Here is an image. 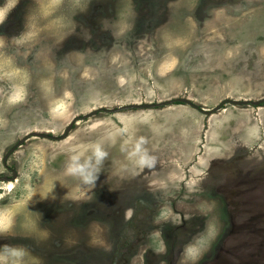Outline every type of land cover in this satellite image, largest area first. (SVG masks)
<instances>
[{
	"label": "rangeland",
	"instance_id": "obj_1",
	"mask_svg": "<svg viewBox=\"0 0 264 264\" xmlns=\"http://www.w3.org/2000/svg\"><path fill=\"white\" fill-rule=\"evenodd\" d=\"M15 171L0 264H264V0H0Z\"/></svg>",
	"mask_w": 264,
	"mask_h": 264
},
{
	"label": "water",
	"instance_id": "obj_2",
	"mask_svg": "<svg viewBox=\"0 0 264 264\" xmlns=\"http://www.w3.org/2000/svg\"><path fill=\"white\" fill-rule=\"evenodd\" d=\"M186 102H188V101H186ZM168 103H170V102H168ZM168 103H167V104H168ZM238 103L241 104V102H238ZM162 105H164V103H157V104H143V105H138V104H136V105H127V106L121 107V108H119V109L112 110V111H110V112H112V113H119V112H122V111H129V110L154 109V108L160 107V106H162ZM94 114H96V113H94ZM72 127H73V126H70V127L67 129L65 137L68 136L69 132L72 130ZM33 136H35V137H39V138L47 137V136H45V135H43V134H36V133H34ZM23 142H24V141H21L20 144H23ZM7 158H8V157L5 158V162H6ZM13 173H14V174H13V177L10 178V179L7 178V177H0V182L15 181V179L18 177V173H17L16 171L13 172Z\"/></svg>",
	"mask_w": 264,
	"mask_h": 264
},
{
	"label": "clouds",
	"instance_id": "obj_3",
	"mask_svg": "<svg viewBox=\"0 0 264 264\" xmlns=\"http://www.w3.org/2000/svg\"><path fill=\"white\" fill-rule=\"evenodd\" d=\"M97 156H99V155H102V153H100L99 151H97ZM75 159V158H74ZM77 170H80V171H82V168H69V172L70 173H74V172H76ZM190 250V249H189Z\"/></svg>",
	"mask_w": 264,
	"mask_h": 264
},
{
	"label": "bare ground",
	"instance_id": "obj_4",
	"mask_svg": "<svg viewBox=\"0 0 264 264\" xmlns=\"http://www.w3.org/2000/svg\"><path fill=\"white\" fill-rule=\"evenodd\" d=\"M8 188V187H7ZM10 188V187H9ZM8 190V189H7ZM218 261V260H217Z\"/></svg>",
	"mask_w": 264,
	"mask_h": 264
},
{
	"label": "flooded vegetation",
	"instance_id": "obj_5",
	"mask_svg": "<svg viewBox=\"0 0 264 264\" xmlns=\"http://www.w3.org/2000/svg\"><path fill=\"white\" fill-rule=\"evenodd\" d=\"M14 174V173H13Z\"/></svg>",
	"mask_w": 264,
	"mask_h": 264
}]
</instances>
